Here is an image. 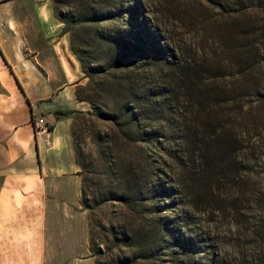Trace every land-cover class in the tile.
<instances>
[{"label": "rangeland", "instance_id": "374dc122", "mask_svg": "<svg viewBox=\"0 0 264 264\" xmlns=\"http://www.w3.org/2000/svg\"><path fill=\"white\" fill-rule=\"evenodd\" d=\"M2 8L27 22L22 44L32 42L29 57L41 52L39 73L66 67L75 80L76 101L68 102L73 155L59 159L73 167L49 174L62 187L51 195L55 264L94 255V244L104 252L95 255L101 264H111L113 254L135 264H264V0H0ZM35 8L43 17L51 8L53 17L43 22ZM55 8L72 24L81 18L73 37L89 63L101 66L93 76L71 50ZM107 9L116 16L82 19ZM103 32L117 51L130 53L131 66L110 67ZM90 99L110 113L128 101L148 132L143 138L159 144L127 140L123 126L90 113ZM84 179L91 208L83 203ZM122 184L127 199L114 195ZM140 188L136 212L131 199ZM127 231L133 237L117 239Z\"/></svg>", "mask_w": 264, "mask_h": 264}, {"label": "crops", "instance_id": "0c3cea01", "mask_svg": "<svg viewBox=\"0 0 264 264\" xmlns=\"http://www.w3.org/2000/svg\"><path fill=\"white\" fill-rule=\"evenodd\" d=\"M41 9L35 8L38 19L45 22L53 17L51 8H45L46 17L42 16ZM26 24L19 19L17 10L2 8L0 264H55L51 223L55 217L53 201L56 199L51 195L56 194V184L59 189L57 194L61 193L62 187L61 178L50 179L49 174L62 175L69 172L73 167L72 161L64 164L59 159L67 152L73 155V149L69 118L56 117L54 110L59 107L71 108L68 102L76 101L75 80L69 77L66 67H63L65 72L59 68L60 71L54 76L38 72L35 62L39 61L38 55L41 52L29 57L26 49L33 51L32 42L28 39V47L22 44ZM52 41L47 39L50 46L54 44ZM54 54L51 48L50 55ZM35 93L51 95L41 98L30 95ZM13 96L16 99L14 102L11 99ZM42 113L46 114V121L54 126L50 134L38 133L36 129L35 120L43 116ZM47 136L54 140L51 149H47L44 144ZM52 185L54 188H51ZM63 264H96V258L89 251L82 259L65 261Z\"/></svg>", "mask_w": 264, "mask_h": 264}, {"label": "trees", "instance_id": "16d2710c", "mask_svg": "<svg viewBox=\"0 0 264 264\" xmlns=\"http://www.w3.org/2000/svg\"><path fill=\"white\" fill-rule=\"evenodd\" d=\"M55 14L56 17L61 20L63 23H65V28L63 29L64 34L65 33H69L70 37V43H71V50L73 51V53L77 56V58L80 60L81 62V67L84 70V72L86 73L87 76H93L94 72H99L101 69V66H92L91 63H89L88 58L91 55H88L87 50L85 48H82L81 46H76L75 44V39L73 37V33L75 32V28L77 25V22L80 21L81 18H78L73 20V24L70 22V20L68 19V14H66L63 11H60L58 8H55ZM116 16V14L114 13V11L112 9H107V10H101V11H92L91 14L89 16H86L85 18L82 19H86V21H88L89 23H96V22H100L102 20H108V19H112ZM71 23V24H70ZM69 24V26H67ZM101 38L103 39V41L105 42V45L108 48L109 51V59H108V64H110V67L113 68H121V67H129L131 66L134 62L132 60V58L130 57V53H123V52H119L117 51V49H115V45H113L114 42H111V39H109V34H106L105 32L100 33ZM107 51V50H106ZM150 50L148 47H145L142 50V53L144 54H149ZM162 96V94H161ZM92 105H93V109L91 110L90 113H94L97 114L99 117L105 118V119H113V122L116 125H121L123 126V135L127 140H133V141H143V142H148L149 144H159V139L157 137L154 136H150L149 138H143V135H147V133H145V129H143L142 123L139 120V118H137V114L134 113V111L132 110V105L128 103V101L126 103H124V105H122L121 100L117 101V106L114 108L113 112H107L106 110H103L102 108H100L99 105H97L95 103L94 100L90 99ZM73 113H75V110L69 107H59L56 110H54V114L56 117H69L70 115H72ZM34 117V115H33ZM52 125V124H51ZM54 128V126L52 125V129ZM74 135L75 138H77L76 135V131H74ZM100 139V137H99ZM147 139V140H146ZM113 140V137L110 136V141ZM165 155H167L168 157H172V151L173 149H165ZM77 153H78V160L77 162L80 164V166L82 167L83 170H81L79 172L80 175H83L86 169V163L81 160V156L82 155V151L79 148V145H77ZM107 154H104V156H106ZM88 166V165H87ZM141 179L142 183L141 186L143 185V181H144V177L142 175H137L135 178V182H137V180ZM85 181V186L83 187L82 191H83V203L87 208H91L93 207V205L91 203H89L88 201V195L86 192V182L87 180L84 179ZM141 188L139 189V192L136 193V198L131 199L133 202H135V205L142 203L144 200L142 199V191H140ZM116 198H123V199H127L130 195V193H127L126 191H124V186L123 184L120 186V189L118 190V192H116V194H114ZM94 197H96V194L93 195ZM97 202V199L94 198V203ZM132 206L135 207L136 212H137V208L139 206ZM139 209V208H138ZM119 233H122V231L119 230L118 233H115L117 235H120ZM117 239H121V240H128L129 238L133 237V235L130 232H124L123 233V237L120 238V236H117ZM154 237V236H153ZM156 240L162 241V239L164 238H158L155 237ZM118 241V240H117ZM95 241L93 240V243ZM95 245V244H94ZM93 245V251L95 252V254L93 256H95L96 254H101L103 255V250L102 249H98L96 248V246ZM153 251L148 253V257L149 258H155L158 259V252H154ZM96 264H101L100 262H98L96 260ZM111 264H135L132 261V256H124L123 255H112V262Z\"/></svg>", "mask_w": 264, "mask_h": 264}, {"label": "built area", "instance_id": "2783aa9c", "mask_svg": "<svg viewBox=\"0 0 264 264\" xmlns=\"http://www.w3.org/2000/svg\"><path fill=\"white\" fill-rule=\"evenodd\" d=\"M35 126L38 133L50 134L53 130L52 125L49 124L43 117H40L35 120ZM44 144L47 149H51L54 147V140L51 138V136H47L44 140Z\"/></svg>", "mask_w": 264, "mask_h": 264}]
</instances>
